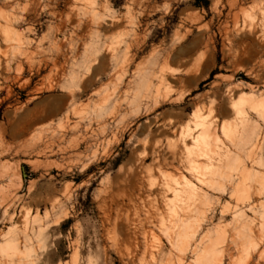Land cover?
Masks as SVG:
<instances>
[{
	"label": "rangeland",
	"instance_id": "374dc122",
	"mask_svg": "<svg viewBox=\"0 0 264 264\" xmlns=\"http://www.w3.org/2000/svg\"><path fill=\"white\" fill-rule=\"evenodd\" d=\"M206 1L0 0V264H264V0Z\"/></svg>",
	"mask_w": 264,
	"mask_h": 264
},
{
	"label": "bare ground",
	"instance_id": "6f19581e",
	"mask_svg": "<svg viewBox=\"0 0 264 264\" xmlns=\"http://www.w3.org/2000/svg\"><path fill=\"white\" fill-rule=\"evenodd\" d=\"M239 95L241 96L242 94H239ZM239 95L237 97H239ZM239 99L244 100L245 98L243 99L242 97H240ZM248 101H249V99H248ZM249 106H250V104H249ZM256 107H257V105H255V103H252L251 108L253 110H256ZM253 110H251V111H253ZM259 117H260V120L262 121V123H264V113H262ZM241 128H242V130L239 133V139H238V142L235 146V151H236V153L237 152L244 153L248 149L249 151L246 152V155H247V157L252 158V156H250V153L253 152V150L255 148H259V149L262 148V146L264 145V138H262V141L258 140L256 138H254L255 136H254V132L252 129H249V128L247 129V128H243V127H241ZM198 140H200V142L202 144H204V146L207 144V142L209 140V136H208V134H206L205 130L200 129V128H195L193 131L181 134V136H180V141L182 142L183 145L185 144L186 141H190L191 143L192 142L194 143ZM260 141H261V143H260ZM237 155H235L236 158H238V156H239V155L238 156ZM201 160H202V153L199 151L198 153H196L193 156L186 157L184 162H185V164H187L188 168L190 169L195 165L199 166L200 165L199 163ZM245 165L246 164H244L243 162L241 163V167L239 169V171H240V175H239L240 178L239 179L240 180H243L244 178H247V176H248V173H247L248 169H246ZM195 180L198 184L206 182V180L204 181L203 178L200 179L199 176L195 177ZM192 186L193 185L189 184V182L188 183L184 182L182 184L175 183L174 185H165L164 187H161L159 194H160L161 202L163 203L164 207L169 208V206L171 204V200L176 198V196L181 191L184 192L186 187L191 189V191H192ZM211 187L213 189V186H211ZM238 187H239V185L237 184L235 186V189L237 190ZM217 190L223 192L224 187L219 186L217 188ZM191 211H192L191 208L187 207L185 209H182L180 214L176 216V219L177 220L179 219L178 221L180 222V224H182V227L183 226L185 227L184 230H186L187 229L186 227H188V225H189L188 220L191 219L190 218L191 217L190 216ZM161 219L162 218H160V223L163 224ZM163 232L165 234V237L167 238L168 243L176 245V247L178 248V255L176 256L177 264H214L216 257L219 256L220 254H223V253H226V255L231 257V253H229L230 251L228 250V247L230 246L231 243H234L233 238H230V240L223 238L219 242L220 246L215 247L216 242L214 243V242L208 241V237L205 234L202 235L199 239L193 240V239H191V236L186 235L185 232L183 235L180 232L176 235H172V233L169 232L168 229H164ZM193 238H194V236H193ZM160 253H161V251H160ZM187 254H190L189 255V256H191L190 259L186 258Z\"/></svg>",
	"mask_w": 264,
	"mask_h": 264
},
{
	"label": "trees",
	"instance_id": "16d2710c",
	"mask_svg": "<svg viewBox=\"0 0 264 264\" xmlns=\"http://www.w3.org/2000/svg\"><path fill=\"white\" fill-rule=\"evenodd\" d=\"M203 2H204V7H206L207 6V4H208V2L206 1V0H203ZM196 5H198V4H196Z\"/></svg>",
	"mask_w": 264,
	"mask_h": 264
}]
</instances>
